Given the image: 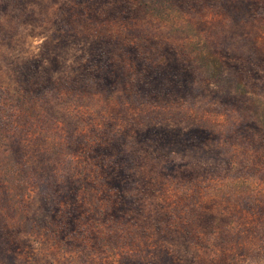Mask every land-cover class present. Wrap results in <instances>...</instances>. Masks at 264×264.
I'll use <instances>...</instances> for the list:
<instances>
[{"label":"rangeland","instance_id":"obj_1","mask_svg":"<svg viewBox=\"0 0 264 264\" xmlns=\"http://www.w3.org/2000/svg\"><path fill=\"white\" fill-rule=\"evenodd\" d=\"M263 215L264 0H0V264H264Z\"/></svg>","mask_w":264,"mask_h":264},{"label":"trees","instance_id":"obj_2","mask_svg":"<svg viewBox=\"0 0 264 264\" xmlns=\"http://www.w3.org/2000/svg\"><path fill=\"white\" fill-rule=\"evenodd\" d=\"M262 195H259V198L261 197ZM263 217H264V215H263ZM263 221V220H262ZM255 229V228H254ZM259 229H261V225H259L258 226V228H257V230H256V232H258L259 231Z\"/></svg>","mask_w":264,"mask_h":264}]
</instances>
